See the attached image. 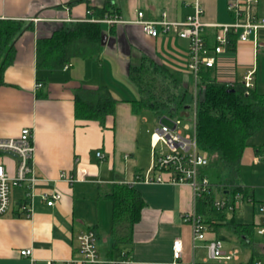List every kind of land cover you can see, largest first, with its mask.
<instances>
[{
	"label": "crops",
	"instance_id": "obj_1",
	"mask_svg": "<svg viewBox=\"0 0 264 264\" xmlns=\"http://www.w3.org/2000/svg\"><path fill=\"white\" fill-rule=\"evenodd\" d=\"M105 1L0 0V21L22 23V29L13 40L12 54L0 73V137H17L22 128H33L34 164L39 178L36 195L31 199L33 214L30 218L19 214L18 210V203L24 198L23 188L13 189L12 209L0 215V264H48L49 260L55 264H81L75 262L81 256L77 236L82 229L93 227L101 244L99 264H112V260L126 258L130 263L120 264H255L257 260L263 261L264 236L255 231L245 241L237 234L234 222L258 224L262 220L257 209L264 201V146L258 147L264 145V141L252 142L254 135L249 139L241 165L253 168V177L245 181L240 165L236 178L237 184L248 189V197L241 202L252 204L253 220H237L235 214L230 218L228 210L232 209L228 208L225 219L215 221L219 224L216 228L209 225L206 234L208 238H220L226 250L235 248L230 247L232 241L244 243L250 251L242 262L241 253L238 259L228 263L210 259L207 242L193 241V226L185 220V215L196 207L190 185L142 179L152 165V148L151 152L143 148L140 141L148 116L133 110L132 101L139 99L141 93L130 79V66L142 64L157 75L161 72L167 81L178 86L190 81L194 87L195 76L188 68V39L171 32L150 36L134 21L139 10L144 11L147 18H157L166 12L173 20H182L192 12L193 0H146L144 7L133 11H124L114 0L119 8L117 14L130 22L101 21L102 50L98 58L74 56L75 62L71 61L73 57L62 68H38V39L51 36L62 26L94 21ZM200 1L204 8L202 19L208 24L205 27L208 54L213 55L217 31L214 24L234 20L228 8L231 0ZM88 3L93 6V12L88 13ZM256 10L264 18V0L258 1ZM260 38L264 39V30L260 31ZM261 58L264 51L256 55L252 41L236 43L235 40L234 47L216 56L217 63L211 70L219 81L233 76L242 80L246 69L254 63L257 67ZM257 79L258 67L256 87ZM37 80L43 83L38 89ZM102 85L118 99L115 113L101 120L78 119L75 115L77 89ZM97 151L104 156L99 157ZM4 159L10 166L16 165L13 156L5 155ZM82 170L85 173L82 174ZM63 171L75 175L76 180L69 182L62 178ZM113 182L133 185L144 199L141 219L131 234L127 221H120L115 230L113 218L110 221L108 217L112 216V202L103 194ZM44 191H59L62 198L55 205H48L40 196ZM238 209H234V213ZM176 238L183 244L179 260H175L173 254ZM24 248H32V255H22L20 250Z\"/></svg>",
	"mask_w": 264,
	"mask_h": 264
},
{
	"label": "trees",
	"instance_id": "obj_2",
	"mask_svg": "<svg viewBox=\"0 0 264 264\" xmlns=\"http://www.w3.org/2000/svg\"><path fill=\"white\" fill-rule=\"evenodd\" d=\"M88 7L93 12V6L88 3ZM117 12L119 8L114 0H106L96 15L102 18ZM21 29L19 21H0V73L12 54L13 40ZM102 36L103 28L99 21L86 20L73 26H62L51 36L38 39L37 66L54 70L64 67L74 56L98 58L102 50ZM235 40L232 37L230 47L235 46ZM154 73L142 64L130 66V79L141 93L139 99L132 101L133 110L140 113L150 109L159 117L164 114L181 116L188 104L186 97L189 90L177 94L173 90L174 84L157 81ZM197 84L199 93L204 95L202 100L199 98L196 110L197 139L199 148L209 157V163L201 168V173L209 177L212 188L198 198L195 210L203 216L208 227L216 228L219 224L215 221H223L228 209H219L214 205L218 195L234 200L239 192L242 199L248 197V189L237 184L236 178L249 139L264 127V93L259 92L256 86L248 91L239 81L232 86L219 81L210 67L200 70ZM117 103L118 99L107 86L80 87L76 92L75 115L78 119L101 120L115 113ZM103 196L112 202L115 230L116 225L125 220L131 234L145 206L141 193L131 184L113 182L108 184ZM26 201L23 198L18 203L19 214ZM234 226L237 234L246 241L254 235L257 224L234 222ZM118 240H122L121 237Z\"/></svg>",
	"mask_w": 264,
	"mask_h": 264
},
{
	"label": "built area",
	"instance_id": "obj_3",
	"mask_svg": "<svg viewBox=\"0 0 264 264\" xmlns=\"http://www.w3.org/2000/svg\"><path fill=\"white\" fill-rule=\"evenodd\" d=\"M259 0H231L228 8L234 15L231 23L214 24L216 27L213 55L208 54V45L205 37L206 24L203 19L204 8L200 0H193L192 12L182 20L171 19L166 12H163L157 18H147L142 10L138 11L137 19L134 21L139 24L144 33L156 37L160 33H175L181 38L189 40V61L188 68L195 76V86L192 91L193 104L189 110L188 118L194 120V130L191 126L184 123L185 116H162L159 117L157 125L151 136L152 145V165L146 175L142 178L149 182H168L175 184H188L194 192L196 201L204 193L209 192L212 183L206 175H202L201 168L208 165L209 157L198 145L196 118L197 105L199 101L198 77L199 72L204 67L213 68L217 59L216 56L230 49L232 37H235L236 43L252 41L255 54L264 51V39L260 38V31L264 30V18L257 13V4ZM91 10H88L90 13ZM38 21V18H33ZM94 21H106L113 23H128L119 14L105 15L102 18H94ZM71 65V64H69ZM68 66V65H67ZM257 67L254 63L249 66L242 80L236 76L228 78L225 81L228 85H234L241 82L246 89L256 86ZM43 83L37 80L35 87L41 88ZM167 119V122L164 121ZM34 131L32 127L22 128L19 136L11 138L0 137V215L8 213L13 206L12 192L14 188H23L24 198L27 201L21 206L20 211L26 217L33 214L31 199L36 195V185L39 180L34 164L35 156ZM5 155L13 156L16 159V165L10 166L5 162ZM99 157H103L101 151H97ZM85 170H82V174ZM61 177L69 182L76 180L75 175L61 173ZM42 200L48 205H55L62 198L59 191H44L40 194ZM242 200V194L236 193L234 200L230 197L221 195L216 197L214 205L221 209L228 207L236 209ZM262 220L256 226V232L264 236V201L260 204ZM185 220L193 226V241H206L208 257L213 260L228 263L239 257V249L233 248L226 250L224 243L220 238H208L206 236L208 225L205 223L202 215L196 210L185 215ZM78 247L81 254L76 259V263L81 264H99L101 262L98 248V235L93 228L82 229L78 236ZM194 243V244H195ZM196 246V244H195ZM183 244L180 238L173 242V254L175 260L182 257ZM20 253L25 256H31L32 248H24ZM112 264L130 263L129 259L112 260ZM48 264H55L52 260ZM255 264H264L257 260Z\"/></svg>",
	"mask_w": 264,
	"mask_h": 264
},
{
	"label": "rangeland",
	"instance_id": "obj_4",
	"mask_svg": "<svg viewBox=\"0 0 264 264\" xmlns=\"http://www.w3.org/2000/svg\"><path fill=\"white\" fill-rule=\"evenodd\" d=\"M145 1L146 0H117L118 4L123 8L124 11H133L135 8H139L140 6L144 7L145 5ZM75 57L71 60L72 62H75ZM246 61H248L249 59L244 58ZM257 67H258V79H257V90L259 92H263L264 93V58H261L258 63H257ZM156 76V80L167 84H170L172 82L167 81V77L163 76V74L160 72L158 73L159 75H157V73H154ZM175 86H173V90H175L174 92H176L177 94L182 93L183 91H185L186 89L189 90V94H187L186 97V103L188 104H193V99H192V91H193V83L190 81H186L185 84H182L181 86H178L174 83ZM138 95L140 96L139 92ZM143 114L148 116V122H145L143 124V130L142 133L143 135H141L140 137V141L142 142L141 144L143 145V148H148L150 149L151 152V136H152V132L155 129V126L157 125L158 122V116L156 115V113L153 110H144L142 112ZM166 114H164L163 116H165ZM177 115H172V117H176ZM165 122H167V119H164ZM184 123H188L191 126V131L194 130V120L190 119V118H185ZM147 136V140L143 141V137ZM252 142L255 143H259L261 141H264V127L258 132L256 133L252 138H251ZM150 165V164H149ZM251 167H249L246 164H242L241 165V175L243 176V179L245 181L247 180H251V178L253 177L251 175L252 172ZM255 183V182H253ZM217 197H220V195H218ZM239 209L236 213H234L233 210L229 211L228 210V216L230 218H232L235 214V218L237 220H241V221H252L253 220V207L252 204L249 202H241L239 204ZM260 212V207L258 206L257 209V213ZM108 217H110V221L112 220V216L108 215ZM109 221V220H108ZM223 240H225L226 238L224 236H221ZM226 241V240H225ZM225 245H227V243H225ZM100 246L101 248V244H99L98 241V247ZM226 247V246H225ZM230 247H235L238 248L240 250L241 253V262L244 260V258H246V255L249 254V248L244 244V243H240L238 241H232L230 243ZM262 260L264 261V258H262Z\"/></svg>",
	"mask_w": 264,
	"mask_h": 264
},
{
	"label": "water",
	"instance_id": "obj_5",
	"mask_svg": "<svg viewBox=\"0 0 264 264\" xmlns=\"http://www.w3.org/2000/svg\"><path fill=\"white\" fill-rule=\"evenodd\" d=\"M203 97H204L203 93H200V94H199V98H200V100H202ZM190 108H191V104H187V105L185 106V108H184V111H182L180 115H181V116L188 117L189 114H190V112H189Z\"/></svg>",
	"mask_w": 264,
	"mask_h": 264
}]
</instances>
